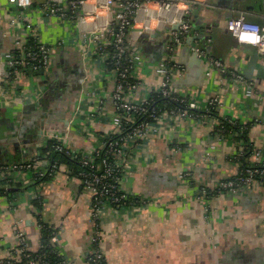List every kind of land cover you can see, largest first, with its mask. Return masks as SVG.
<instances>
[{
  "label": "crops",
  "instance_id": "1",
  "mask_svg": "<svg viewBox=\"0 0 264 264\" xmlns=\"http://www.w3.org/2000/svg\"><path fill=\"white\" fill-rule=\"evenodd\" d=\"M44 1L32 0L20 9L0 0V59L17 42L28 46L34 35L51 47L47 69L0 81V167L32 163L30 168L0 171V258L9 256L19 230L27 236L28 248L38 250L40 223H46L58 231V254L68 264H86L94 249L91 192L63 161L52 175L37 177L53 165L45 150L50 143H56L57 151L89 157L115 131L116 74L97 53L90 34H83L102 24L108 13L102 10L84 21L45 17L39 10ZM195 1L188 8L189 37L174 53L166 47L174 24L152 32L130 31L131 46L145 62L132 72L140 86L127 97L140 100L157 90L154 68L173 56L185 69L172 86L194 100L201 113L165 115L157 131L131 150L122 185L144 204L103 213L100 248L107 264H264V184L235 194L215 191L241 168L245 144L234 132L220 134L219 119L206 113L216 97L219 118L251 122L247 139L252 150L260 151L256 162L264 163V54L255 45L239 43L227 28V21L239 15L264 25V0ZM94 2L88 0L86 8ZM194 37L204 52L202 63L192 61ZM211 58L221 66L209 62ZM234 73L252 81L262 94L246 96L244 81ZM248 160L252 164L256 159L252 155Z\"/></svg>",
  "mask_w": 264,
  "mask_h": 264
},
{
  "label": "built area",
  "instance_id": "2",
  "mask_svg": "<svg viewBox=\"0 0 264 264\" xmlns=\"http://www.w3.org/2000/svg\"><path fill=\"white\" fill-rule=\"evenodd\" d=\"M16 8H26L32 4V0H7ZM88 0H45L39 5L43 16H54L63 19L84 21L88 17H98L102 10L108 13L106 20L95 29L84 31L89 33L96 44L97 53L104 57L105 62L111 66L116 74L115 88L112 93L115 114L113 124L115 131L108 134L102 143L93 150L89 157L78 153L68 152L72 158H78L86 168L79 172L78 178L91 192V218L95 224L93 244L98 243L87 257L86 264L91 262L103 264L105 256L100 248L103 236L101 217L108 209H119L128 206L130 194L122 185L127 164L131 160L132 151L139 147L148 137V134L157 131L158 122L165 116L171 117H194L198 116L199 110L196 102L182 96L172 86L175 75L184 71V67L175 62L173 56L161 59L155 66V72L159 77L157 90H151L148 97L140 100H132L127 95L136 90L140 83L132 77V72L144 64L145 60L140 51L131 46L130 31L136 27L142 31L152 32L162 28L166 24H174L172 38L166 47L169 53H174L175 47L182 44L189 37L191 23L188 19V8L196 4L195 0H95L88 9ZM190 4V5H189ZM183 11L174 15L175 10ZM21 13V12H20ZM19 15V14H18ZM20 16H23L20 14ZM19 16V19L21 18ZM228 30L235 36L239 43L255 45L260 54H264V25L248 22L243 15L232 17L227 21ZM255 34L260 39L252 43L242 40L244 34ZM34 35L31 43L23 45L17 42L15 50L3 52L0 59V81L12 80L19 72L29 73L45 70L50 63L51 47L40 42ZM110 48V50H109ZM200 55L204 52L199 47H192ZM209 62L221 66L214 59ZM245 87V95L250 97L255 94L261 95L252 81H247L240 73H234ZM152 95L167 99L176 104L174 107L163 106L161 108L152 104ZM217 98L208 102L210 106L217 108ZM183 107V108H182ZM209 113V112H206ZM245 148V147H244ZM62 150V149H60ZM244 150V149H243ZM255 162L242 171L239 170L234 176L223 179L217 185V191L239 193L256 183H264V163L256 162L260 151L252 150ZM32 163H15L3 165L0 171L20 170L30 168ZM56 164L38 173V177L52 175ZM186 173H181V176ZM0 177L2 179L3 175ZM139 201L138 205H143ZM136 205V204H135ZM58 231L52 227L49 235V243L58 242ZM61 257V256H60ZM0 264H50L42 257L32 255L28 248L27 236L21 230L16 233V243L10 249L9 256L0 258ZM58 264H68L61 257Z\"/></svg>",
  "mask_w": 264,
  "mask_h": 264
},
{
  "label": "trees",
  "instance_id": "3",
  "mask_svg": "<svg viewBox=\"0 0 264 264\" xmlns=\"http://www.w3.org/2000/svg\"><path fill=\"white\" fill-rule=\"evenodd\" d=\"M109 50H110V48H109ZM151 101H152V104L154 106L159 107V108L166 106V105L169 108L176 106L175 103H173L171 101L168 102L169 100L167 101V99L161 98V97L156 96V95H152ZM216 110H217L216 108H214L213 106H210L208 112L210 115H213L219 119L218 131L220 132V134L227 135V134H231L232 132H234L237 134V138L242 140L245 144V146H244L245 148H244L242 154L239 156L241 158L240 160L242 161L241 168L239 170L242 171L243 169H245L246 167L251 165V164H249L250 162H249V160L247 161V159L252 157L253 151H252V146H251V144H249V141L247 139V133H248V128L251 126L252 123L249 122L246 124H242L238 120H232L230 118H221V117L219 118ZM55 144L56 143H52V144L50 143L49 144L50 146H48V148L45 149V150H49L47 157L49 159H51V161H52L51 164H56V167H57V164H59L61 161L66 162L68 164V166L72 170H74L76 176L79 175L80 171L85 170L86 167L82 163H80L78 158H70V156L68 154H66L64 151H61V152L57 151L55 149V147L53 146ZM42 178H46V175L44 177H41V178L37 177V180L38 179L42 180ZM2 186L3 185L1 184V181H0V191L4 190V188ZM217 190L218 189H215V191H217ZM139 200H140L139 197H135L133 195H130L129 200H128V204L129 205L130 204L138 205ZM40 224H41L40 226H41V230H42L41 245L38 248V250L33 252L29 249V251H31L32 255L38 256V257L40 256L43 259L49 261L50 264H58L59 261L61 260V257L58 254V251L56 249V244L52 245L48 241L49 235L52 232V227L48 226L46 223H40ZM95 244H96V246L98 245V243H95ZM95 244H93L94 247H95ZM102 261H103V264H107L105 259H103ZM91 264H100V263L91 262ZM101 264H102V262H101Z\"/></svg>",
  "mask_w": 264,
  "mask_h": 264
},
{
  "label": "water",
  "instance_id": "4",
  "mask_svg": "<svg viewBox=\"0 0 264 264\" xmlns=\"http://www.w3.org/2000/svg\"><path fill=\"white\" fill-rule=\"evenodd\" d=\"M175 27H176V25H175ZM195 39H197V37H194V41H192V43H191V48L192 47H196L197 45H196V43H195ZM142 44H143V42H142ZM141 44V45H142ZM145 46H144V52L145 53H148V50H149V45H147V44H144ZM189 46V45H188ZM190 48V49H191ZM192 50V49H191ZM192 52V61H199L200 63H202L203 62V58L202 57H200L199 56V54L197 53V52H195V51H191ZM258 53V52H257ZM254 54L253 56H252V58L250 59V61H249V63L247 64L248 65V69H251L252 67H253V64L255 63V60L257 59V56H258V54Z\"/></svg>",
  "mask_w": 264,
  "mask_h": 264
},
{
  "label": "clouds",
  "instance_id": "5",
  "mask_svg": "<svg viewBox=\"0 0 264 264\" xmlns=\"http://www.w3.org/2000/svg\"><path fill=\"white\" fill-rule=\"evenodd\" d=\"M241 39L250 41L252 43H255V42H257L260 39V37L256 36L254 33L253 34H247L246 33V34L241 36Z\"/></svg>",
  "mask_w": 264,
  "mask_h": 264
}]
</instances>
